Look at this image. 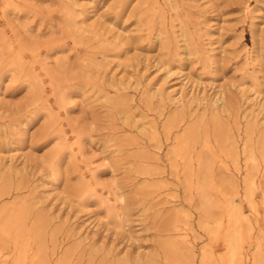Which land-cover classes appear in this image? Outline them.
Instances as JSON below:
<instances>
[{
    "label": "rangeland",
    "instance_id": "obj_1",
    "mask_svg": "<svg viewBox=\"0 0 264 264\" xmlns=\"http://www.w3.org/2000/svg\"><path fill=\"white\" fill-rule=\"evenodd\" d=\"M262 145L264 0H0V264H264Z\"/></svg>",
    "mask_w": 264,
    "mask_h": 264
},
{
    "label": "bare ground",
    "instance_id": "obj_2",
    "mask_svg": "<svg viewBox=\"0 0 264 264\" xmlns=\"http://www.w3.org/2000/svg\"><path fill=\"white\" fill-rule=\"evenodd\" d=\"M260 149L264 151V145H262V148H260ZM263 151H261V152L264 153ZM251 160L253 161V164L255 165L256 164V153L254 151L251 152ZM198 168H199V172H198V179H197L195 190H196L198 197H199L201 210H203L204 213L208 214V213L212 212L213 209L217 208L218 205L212 199V195L210 193L211 182L207 179L209 169L207 166H205L202 158L198 159ZM254 175H255V169L253 168L245 176L244 181L246 184V199L248 201V204H249V207H250L252 213L255 214L256 208H255V204H254V195H255L254 192L257 189V183L255 181ZM263 180H264V173H263ZM230 217L233 218V220L236 222L237 225L242 224L243 222H246V220H247V214L243 211L242 208H234L230 213ZM235 231L237 233V230H235ZM233 240H234V238H233ZM235 251L237 254H239L240 248L236 247Z\"/></svg>",
    "mask_w": 264,
    "mask_h": 264
}]
</instances>
